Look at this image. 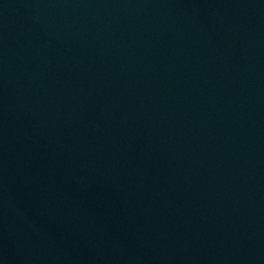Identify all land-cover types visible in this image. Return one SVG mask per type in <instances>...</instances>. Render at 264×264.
<instances>
[{
  "label": "water",
  "instance_id": "obj_1",
  "mask_svg": "<svg viewBox=\"0 0 264 264\" xmlns=\"http://www.w3.org/2000/svg\"><path fill=\"white\" fill-rule=\"evenodd\" d=\"M0 264H264V0H0Z\"/></svg>",
  "mask_w": 264,
  "mask_h": 264
}]
</instances>
